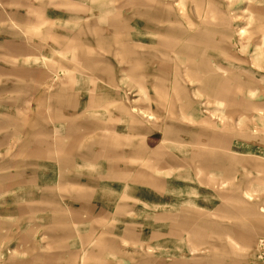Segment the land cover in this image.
Here are the masks:
<instances>
[{
  "label": "rangeland",
  "instance_id": "374dc122",
  "mask_svg": "<svg viewBox=\"0 0 264 264\" xmlns=\"http://www.w3.org/2000/svg\"><path fill=\"white\" fill-rule=\"evenodd\" d=\"M0 264H264V0H0Z\"/></svg>",
  "mask_w": 264,
  "mask_h": 264
},
{
  "label": "crops",
  "instance_id": "0c3cea01",
  "mask_svg": "<svg viewBox=\"0 0 264 264\" xmlns=\"http://www.w3.org/2000/svg\"><path fill=\"white\" fill-rule=\"evenodd\" d=\"M218 87V86H217ZM217 87H214V92H216L217 91Z\"/></svg>",
  "mask_w": 264,
  "mask_h": 264
}]
</instances>
